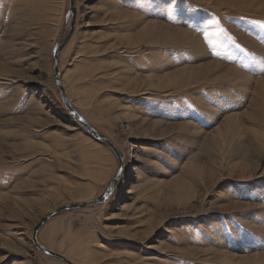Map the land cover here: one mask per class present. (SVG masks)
Listing matches in <instances>:
<instances>
[{
  "label": "rangeland",
  "instance_id": "374dc122",
  "mask_svg": "<svg viewBox=\"0 0 264 264\" xmlns=\"http://www.w3.org/2000/svg\"><path fill=\"white\" fill-rule=\"evenodd\" d=\"M74 6L61 86L122 171L38 244L71 264H264V0ZM71 23L69 0H0V264H66L35 227L118 172L55 85Z\"/></svg>",
  "mask_w": 264,
  "mask_h": 264
},
{
  "label": "water",
  "instance_id": "95a60500",
  "mask_svg": "<svg viewBox=\"0 0 264 264\" xmlns=\"http://www.w3.org/2000/svg\"><path fill=\"white\" fill-rule=\"evenodd\" d=\"M69 13L72 15V23H71V28H70V32L68 34L67 39L63 42L62 45H56L54 51H53V73H54V81H55V85L59 91L60 97H61V102L65 108V110L67 111V113L72 117V119L89 135L91 136L93 139H95L96 141L105 144L110 151L113 153V155L118 159L119 161V167H118V172L115 175V177H113V179L111 180V182L109 183V186L107 187V189L105 190V192L99 197L97 198L95 201H92L90 203H78V204H72V205H66L64 207H61L57 210L51 211L50 213L46 214L41 221L38 223V225L35 227L33 234H32V242L35 246V248L44 253L47 256L50 257H54V258H58L60 260H62L64 263L66 264H71L70 262H68L67 260L63 259V257L48 251L47 249L41 247L38 242H37V233L39 231V229L42 227L43 224H45L48 220H50L51 218H53L54 216H56L59 213L62 212H66V211H75V210H80V209H84V208H88V207H92L95 205H99L102 202H105L110 195L112 194V192L114 191L117 182L119 181V177L121 175V171H122V156L121 154L115 149V147L104 137L102 136L100 133H98L95 129H93L86 121L85 119L71 106V104L69 103V101L67 100L65 93L62 89L61 86V81H60V71H59V66H58V61H57V57L58 54L60 52V50L63 48L64 44H66V42L68 41V39L70 38L73 29H74V24H75V6H74V0H69Z\"/></svg>",
  "mask_w": 264,
  "mask_h": 264
},
{
  "label": "snow or ice",
  "instance_id": "6c2138e0",
  "mask_svg": "<svg viewBox=\"0 0 264 264\" xmlns=\"http://www.w3.org/2000/svg\"><path fill=\"white\" fill-rule=\"evenodd\" d=\"M205 39L208 40V43H209V44H211V40L208 38L207 35L205 36ZM237 47H239V46L237 45ZM241 51H242V49H241Z\"/></svg>",
  "mask_w": 264,
  "mask_h": 264
}]
</instances>
